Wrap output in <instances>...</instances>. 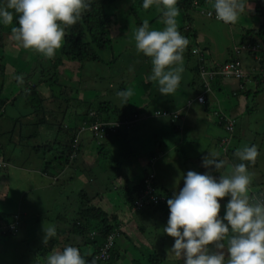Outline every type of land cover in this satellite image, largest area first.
Masks as SVG:
<instances>
[{"label":"trees","instance_id":"trees-1","mask_svg":"<svg viewBox=\"0 0 264 264\" xmlns=\"http://www.w3.org/2000/svg\"><path fill=\"white\" fill-rule=\"evenodd\" d=\"M193 2L198 5H193ZM177 7L179 8V12L182 13V26H177L178 30L184 31V36L189 40V44L184 51V72L182 74L181 87L178 90L182 92L192 91V95L194 96L195 92L200 93L204 91V80H202L200 74L202 71H206V64L204 62L205 60H208L209 57H205L208 55L206 49L198 42V33L194 30L191 20L187 17V13L190 11H196L204 18L211 20L213 23L225 27H231L234 24H224L216 18L212 7V0H178ZM141 8L142 0H91L90 9L82 14L81 19L75 25L65 27L64 43L61 49L58 50L57 56L54 57L56 59L55 61L52 62L51 59L45 58L33 50L25 52L26 54H31V57L27 56L30 59L29 62L17 58L16 65L14 64V66H16L14 73L18 74L17 76L23 77V83L18 85L19 92L13 91L14 94L12 92L11 96L4 94V82L7 77L6 66L4 64L5 59L11 63V60L6 58L9 52L5 55V51L10 43L9 40H11V27L16 26L15 18L12 25H0V80H4L0 83V118H4L6 123L10 121L12 123L11 126L4 124L5 132L0 131V135L7 139V144L17 146L23 140L32 135L31 131L26 132L28 127L27 124H29L27 123L28 117L30 114L27 115V118L17 117L13 119L8 118V116L6 117V111L17 109L16 107L18 106L21 108L32 109L38 112L37 115L41 114L42 123L45 127L47 126L46 129L49 131L51 129L50 127H52L51 121L54 119L57 121V124L53 125L56 127V139L53 142H47L49 144L42 147L40 146L41 151L47 153V155L45 154L43 156V171L45 173H51L56 165L61 166V168L71 167L72 169L82 165L84 170L88 169H85L82 155L87 150L92 151L93 148L90 145H83V141L81 140L83 133L79 134V131L76 128L77 117L84 112V116L89 114L92 115L91 122L100 120L110 121L119 113L122 114L123 111L118 112L114 104L107 102L96 104V106L95 104L89 105L88 101L90 100L87 101V98L83 99L80 96H77V93H75L72 98L70 96L71 90L67 92L64 97H62L60 91L54 93L53 90L56 89L55 87L57 85L54 82V79L59 78V76L54 73L51 74V69L61 66L63 59L67 61H77L78 63H103V60H106L104 53L110 51L112 47L118 44L117 39L120 37L118 36V33H116V29L118 28V18L122 13L124 16L128 14L130 18H134V23L140 26L141 22L139 20V15L136 13L137 10ZM127 9L128 12H126ZM244 9L246 11L251 10L252 16L257 19V26L253 29L241 30L242 34L239 45H249V47L240 51L239 54L241 55L242 52H246L248 56L258 58V61L261 64L264 62V0H247ZM208 13H212L213 18L207 17ZM160 18L161 14L155 16L156 20ZM182 21L187 24V28L182 24ZM152 22L153 21H150L149 24H152ZM257 43L262 45L263 49L261 51L255 49L254 45ZM228 60H235L234 49L229 51ZM33 66L35 67V70H33ZM207 69H210L212 72L218 71V67L213 65H209ZM231 81L237 82V84L239 83V86L235 92H229V94H226L225 89L222 90L225 93V99L229 105H240L243 102L247 105L251 98L256 96L259 89H261L259 86L263 84L261 83L262 79H260V82L256 84V88L250 91L247 90L248 78L237 80L233 78L223 79L222 77L217 76L212 85H222V82ZM28 82L30 86L28 85ZM40 88L41 91L39 92L38 89ZM84 91H88V89L85 88ZM212 95H215V91L212 92ZM55 97L56 100H58L57 102L55 100L49 104H44L46 101L51 99L54 100ZM208 100L209 99H207V102L202 106H199L198 109L202 113L203 116L201 117L203 118L209 113H211V115L216 113V111L208 109L210 106ZM29 102L36 103V105L33 106L31 104V107H28L27 104ZM123 102L124 105L127 106L125 100H123ZM69 105H73L71 110L76 112L74 117L67 115L66 109L70 108ZM203 108H205V110ZM82 109L85 110L82 112ZM152 113L153 112H150L149 114ZM124 114L126 115L127 120H129V118L135 120V118L140 117L139 109L133 111L129 118L126 111ZM211 115L209 114V116ZM87 117L88 116H86V118ZM231 117H233L231 113L225 115L221 112L219 120H215V122H217L215 125H220L224 133H227L225 130V122ZM18 120H22L25 125H23V129L15 132L14 125L17 124ZM202 121L207 123V121L210 120L208 117L202 119ZM168 125L169 126H166L164 131H178L175 123L169 121ZM131 129H133V127L125 130V133ZM23 131H25L24 135ZM125 133L117 131L115 134H108L107 139L114 137L120 142V135H122L121 137L124 136V138H126V135H124ZM118 136L119 138H116ZM225 136L227 135L225 134ZM91 139L94 140L93 145H95V137L91 135ZM40 147H35L34 149L32 147L31 149L34 152L36 149H40ZM165 147L164 150H167L168 146L165 145ZM103 149L104 146L102 147V151L99 150L98 153L102 154ZM0 151L1 153H7L5 149L2 148L1 144ZM51 151H54L52 158L50 157ZM35 152H38V150ZM229 152L230 151L224 153L228 158L224 169L221 170L224 174H229L231 168L235 164L240 163V161L234 156L235 151ZM130 155L135 156L132 152H125L123 155L121 154L119 158L127 159ZM153 161L150 160L149 167L152 166ZM248 170L251 174L250 187H253V185H258L260 187L261 184H257V180H262V182H264V174L261 172L262 170H259L256 162L250 163ZM151 173L152 172H149L148 174L151 175ZM211 173L215 174L216 172L211 170ZM83 174L84 173L82 172V175ZM76 175L77 174H74L72 178L61 182V186L62 184L65 185L66 182L67 191L69 193L66 194V196H68V201L63 203V213L59 211L58 213L61 214L56 217L59 224H57L55 228L58 230L59 235L48 241L46 244H44L43 241L40 242L34 250L33 248H28V250L33 251V254L36 256L34 257L33 262H30L29 259H27L28 261L26 260L23 262L25 264H45L47 255L53 250H62L65 246L72 245L80 249L81 255L86 259L88 264H118L119 261H124L126 264H162V257L160 258L157 251L146 244L147 240L144 236V228L139 224H136L132 226L130 225L128 232L121 231L119 217L116 214L108 215L102 208L93 206L92 200L94 197H91L81 189V181ZM149 175H145V177L138 182H126L128 188L126 199L130 210L133 209L134 201L138 198V194L144 187V179L148 178ZM73 184L77 185L75 187L76 189L72 188ZM79 188L81 190H79ZM156 193H159L163 197V201H160L158 205L149 203L139 210H133L132 212L149 214L148 216L153 215L155 218H168L169 210L167 207V200L172 198L174 194H171L168 191L160 193L158 189H156ZM250 195L255 199L264 200V188L253 192ZM227 199L228 198L225 197L224 202H227ZM68 213L71 214V217L68 219L64 218L63 216L68 215ZM18 221L19 217H15L13 222H9V219L0 213V223H3L0 226V248L2 245L10 243L12 238H15V241L17 240V237H19V229H17ZM12 225H14L15 228L13 230L8 229V227ZM3 228H6L7 230L5 231ZM114 232L117 233V236L115 237L116 241L114 240L113 245L108 252V257L105 260H102L100 258L102 248L107 241L108 236ZM140 237L143 238L141 242L139 241ZM137 238L139 240H137ZM120 248L123 251H121ZM14 263L22 264L21 262H17V259H14Z\"/></svg>","mask_w":264,"mask_h":264},{"label":"rangeland","instance_id":"rangeland-1","mask_svg":"<svg viewBox=\"0 0 264 264\" xmlns=\"http://www.w3.org/2000/svg\"><path fill=\"white\" fill-rule=\"evenodd\" d=\"M126 12H128V9ZM136 14L139 15L141 24L145 20H148V22L153 21L152 24H150L151 28L157 30L163 29L164 25L162 23V18L158 20L153 19L156 15H160V10L157 7L153 6L149 9H144L142 7L137 10ZM117 26L116 33L120 36L117 39L118 44L112 47L110 51L104 53L106 60H103V63H78L77 61H67L63 59L61 66L51 69V74L54 73L59 76V78L54 79V82L57 85L55 87L56 89L53 88L55 89L53 91L54 93L60 91L62 97H64L65 94L71 90L70 96L72 98L75 93L83 99H86L87 97V101L90 100L88 101L89 105L95 104L96 106V104L99 103H112L117 108L118 112L126 111L128 118L133 111L144 107L145 104V106L148 107L146 109L147 112L153 113L147 116L148 119H145L146 121L142 122L140 119L135 120V123L130 127H133V129L128 130L126 133L125 130L128 129L127 125L120 127V132L125 133L124 135H126V138H124V136L120 137V143L121 146H123V150L120 149L116 156L119 158L120 155H123L125 152H132L137 158L142 154L147 155L148 161L155 160V162L151 167L148 166L147 169L145 168L146 171H144V174L148 175L149 172L156 174L154 185L160 193L168 191L171 194H178L179 190L183 187L182 177L186 175L188 171H195L198 173L203 172V174L206 171L210 172L209 169L202 167V159L206 157L208 153H212L207 150L213 146L209 145L206 147V144H209V140L213 136V131H215L214 127L210 124H206V122L202 123L200 121L199 118L203 115L195 105L191 107V115L194 113L195 109L196 111L198 110L197 115L188 116V119L183 123L181 121L175 122L178 131H164L166 126L161 128L162 125H165L164 122H168V120L163 117H156L155 111L162 110L168 112V109L173 107L172 98L174 99L175 96H161L155 82L148 80L147 77L151 72L152 66L150 59L144 57L136 50L134 33L139 25L134 23V18H130L128 14L124 16L122 13L118 18ZM180 33L183 36L185 35L184 31H180ZM9 41L10 45L8 44L5 55L9 52L6 58L10 59L12 64L5 59L4 65L6 66L7 77L4 82V91L5 95L11 96L13 91L19 92V83L16 80L18 74L14 73L16 69L14 64L16 65L17 58L29 62L31 54H26L25 52H28L29 50L17 47L16 42L13 40ZM57 54L58 51L55 56H57ZM242 55L248 56L246 52H242L240 56ZM54 57L51 58L52 62L56 60ZM261 64H264V62ZM261 64L256 63V61L249 56L245 59L243 65L241 62V67L242 69L244 68L243 70L247 74V72H250L251 66H253L254 70L264 69V66ZM33 70H35L34 66ZM261 76L264 78L262 74H258V78H261ZM3 81L4 80H0V83ZM28 85L30 86L29 82ZM80 88L88 89L90 94L89 92L84 91L83 95V91ZM149 88H154L153 93ZM259 88L261 89H259L257 94H259L260 97L254 96L251 98L250 102L247 103V105L255 106L256 109L254 115L250 118L252 122V125L249 127L250 131L245 135L240 134L238 136L237 133L241 131V125L237 124L234 125L233 136H235L234 144L237 149L244 144H255L257 146L260 155L255 162L258 165L259 170L261 169V172L264 174V101L262 100L264 97V85H260ZM127 89H132L133 95L125 100L127 104V106H125L123 102L124 99L118 97L117 93L120 92V90L124 91ZM38 90L40 92L41 88ZM56 97L54 100L51 99L44 102V104H49L55 101ZM225 98L226 96L224 99ZM57 101L58 100H56V102ZM31 104L33 106L36 105V103L29 102L27 106L31 107ZM72 106L69 105L70 108L66 109V112L67 115H73L74 117L76 112L71 110ZM16 108L17 109L7 110L6 117L8 116V118L13 119L17 117L27 118V115L30 114L28 122L26 119V122L29 123L27 124L28 127L26 132L31 131L32 136L23 140L19 145L14 146L7 144V139L0 135V144L2 145V148L13 157V161L17 165L24 167L20 171H14L11 167H0V173L9 172L11 176L9 179L7 178V183L5 180H0V213L6 216L9 219V222H13L15 217H19L17 227V229H19L18 236L24 238L25 246L18 245L20 239L18 237L16 241L15 238H12L10 243L2 245L0 248V264H18L14 263V259H17V262H21L22 264H25L23 261H26L27 259H29L30 262L34 261L36 255L33 254V251H29L28 248H33L34 250V248L43 241V228L46 229L49 226L56 227V225L59 224L56 217L61 213L54 212V207H58L62 200L67 202L68 196H66V194L69 193L67 191L66 182L65 185L62 184L58 195L56 191L52 193L42 191L43 184L36 188L35 185L37 184L38 179L34 180L35 172L31 171L37 168L38 165H41L43 163V156L45 154L47 155V153L41 151V147L49 144L47 142H53L56 139V127L53 125H56L57 121L55 119L51 121L52 127H50L51 129L49 131L46 129L47 126L45 127V125H43L41 114L37 115V111L21 108L20 106ZM85 109H82L81 111L83 112ZM83 114L84 112L80 116L83 117ZM209 114L211 115V113ZM209 114L205 115L204 118H208ZM235 115H238V113H235ZM80 116L77 118H80ZM213 119V115H211L209 120L213 121ZM5 123L6 120L0 118V131L2 132H5ZM7 124L11 126V121ZM23 125H25L23 124V121L18 120L17 124L14 125V131L16 132L23 129ZM157 127L159 128L157 129ZM24 132L25 131H23V135ZM223 136H225L224 132ZM81 140L83 141V145H90L93 149L96 148V146L93 145L94 140L91 139V133L84 132L81 136ZM106 142L107 141L104 142L103 140L101 142L105 144V149H103L102 154H106L107 158L110 159L107 160V162L110 163L118 150H116V152L114 150L111 151L107 148L108 145H106ZM116 143L118 144V142ZM165 145L168 146L167 150H169L170 153H164L162 157L157 158L156 156L162 155L159 154L161 151H165ZM32 147L33 149L35 147H40V149L35 150H38V152H33L31 149ZM101 147L102 145L97 146L98 150H100ZM53 152L54 151H51V158L53 157ZM124 159L125 158H120V161L115 162H118V164L121 165L127 161H123ZM104 161L105 160L101 159V157L100 160L98 159V165L100 163V168H103ZM127 167L128 164L125 163L123 168L126 169ZM100 168L93 170L91 173V176L94 178V182H91L90 184L92 187L98 183V177L101 176L100 172H102V169ZM123 168H120L118 172L121 176L125 177L123 180L128 179L129 176H127L128 174ZM106 171L105 173L108 177V182H113L115 179L112 176L113 171L111 169H109L108 172ZM133 172L136 173L134 178L143 174V170ZM211 174L215 176L214 173ZM76 176L79 177L78 174ZM117 184L118 183H116V185ZM252 190L256 192L259 191V188L254 186L252 187ZM7 194L8 198H6ZM220 203V215H223V206L226 203H224V200L220 201ZM114 205L120 207L119 203L115 202ZM115 211L116 210H114V212ZM117 212H119L118 214L122 221L127 219L126 215H120V213L123 214L125 211L121 212V210L118 209ZM148 215L149 214H139L140 217L134 216L132 218L133 220H137V222L140 220L137 225L139 224L144 228V236L147 240L146 244L157 251L160 258L162 257V264H183V261L179 257H176L169 252L174 243L173 239L163 234V228L166 226L168 218H166V221L162 222L163 218H155L153 215ZM63 217L68 219L71 217V214L68 213V215H64ZM2 224L3 223H0V226ZM56 231L57 235H59L58 230ZM137 240L139 239L137 238ZM141 240L142 237H140L139 241L141 242ZM118 264H126V262L119 261Z\"/></svg>","mask_w":264,"mask_h":264},{"label":"clouds","instance_id":"clouds-1","mask_svg":"<svg viewBox=\"0 0 264 264\" xmlns=\"http://www.w3.org/2000/svg\"><path fill=\"white\" fill-rule=\"evenodd\" d=\"M246 2L247 0H212V7L219 21L231 25L238 22ZM177 4L178 0H142L144 9L155 6L160 10L164 27L162 30L151 28L148 20H145L134 33L137 52L151 62V72L147 78L155 82L159 94L165 97L174 95L181 87L184 51L189 44V40L177 27L176 18L180 14ZM193 5L198 4L193 2ZM90 7L91 0H0V25H12L15 18L16 26L11 27L10 39L16 42L17 47L33 50L51 59L64 43L65 27L75 25ZM254 46L258 51L263 49L261 44ZM247 47L249 45L234 48V59L240 64L239 52ZM228 62L232 61L227 60L215 66L219 70V66ZM204 63V72L212 73L207 69L208 62ZM242 71L245 78H248L243 69ZM200 76L204 80V91L195 92L194 99L202 106L208 94L211 95L210 98L214 96L212 84L215 79L202 76V72ZM16 80L19 84L23 83L22 76H17ZM117 95L127 100L133 95V90L120 91ZM199 97L204 98L202 103L198 102ZM124 112L110 121L91 122V114L86 115L87 118L83 115L78 118L76 128L79 134L91 133L97 147L103 144L102 140H107L108 134H115L120 131V127L126 125L129 129L135 120L141 119L138 117L127 120ZM212 115V122L216 124L215 120H219L220 113ZM155 116L168 118V122H184L182 111L156 110ZM237 118L239 116L226 120L227 136L221 141L220 148L223 153L235 151L234 156L240 163L235 164L229 174H224L221 170L224 169L225 162L218 158L217 153H208L202 159V167L219 173L218 178L207 171L204 174L188 171L182 177L183 187L178 194L167 200L169 216L163 234L173 239L169 252L179 257L183 264H264V200L250 195L254 191L249 188L251 174L248 170L249 164L255 162L260 153L255 144H244L237 150L230 146ZM107 124L117 126L114 133L99 138L92 130L95 125ZM226 159L228 160L227 157ZM0 167L5 166L0 163ZM151 175L154 176L153 172ZM225 197L228 198L227 203L223 206V215H220V201ZM43 233L44 244L57 236L54 226L43 228ZM45 264L88 262L78 247L67 245L62 250H53L48 254Z\"/></svg>","mask_w":264,"mask_h":264},{"label":"crops","instance_id":"crops-1","mask_svg":"<svg viewBox=\"0 0 264 264\" xmlns=\"http://www.w3.org/2000/svg\"><path fill=\"white\" fill-rule=\"evenodd\" d=\"M181 16L182 13L179 14V16L177 17V25H181ZM187 17L191 20L192 22V26L194 28L195 31H197V40L198 42L206 49V52L208 55H206L205 57H209L208 58V64L211 66H215L218 63H223L225 61L228 60L229 58V51L232 49H234L235 47L239 46V42L241 39V34H242V29H253L254 27L257 26V19L254 18L252 16L251 10L246 11L245 9L243 10V12L240 15V18L238 20L237 23H235L233 26L231 27H225L222 25H218L213 23L212 21L204 18L203 16H201L199 13H197L196 11H190L189 13H187ZM154 20L155 17L153 18ZM184 26H187L186 23H184V21H182ZM241 57V62L242 65L245 61L246 58H248L249 56L246 55H242ZM252 57V56H251ZM254 61H256V63L260 64V62L258 61V58L252 57ZM262 66H264V64H261ZM251 66V65H250ZM249 66V67H250ZM244 69V68H243ZM248 74V88L247 90L252 91L253 89L256 88V84L259 83V78H258V74H262L264 76V69H258V70H254L253 66H251L250 72H247ZM262 85H264V78L261 76ZM239 86V83L237 84V82H222V85H216L213 86L214 91H215V95L211 97L210 94H208L206 97L209 99L208 100V104H210L209 106V110L211 109L212 111H216V113H224L225 115H229L231 113V115L233 116H239V118H237V124L241 125V131L238 132V136L241 135H245L246 133H248L250 131L249 127L252 125L251 122V117L254 115L256 109L255 106L252 105H246L244 104V102L242 104H233V105H229L226 101V99H224L225 97V93L224 90L226 91V94H229V92H235L237 90ZM84 93V89L85 88H80ZM79 89V90H80ZM151 89V88H149ZM152 93L154 91V88L151 89ZM255 91V90H254ZM90 94V91H87ZM5 94V93H4ZM193 92L192 91H186V92H182L179 91L177 93L174 94V99L173 100V107L169 108L168 110L171 112H176V111H182L183 112V116H184V122L186 119H188V116H194L197 115L198 110L194 111V113L191 115V107L192 106H197L199 108L198 103L195 102L194 96L192 95ZM214 94V93H213ZM84 95V94H83ZM89 96V95H88ZM256 97H260L259 94L256 95ZM87 98V97H86ZM206 98V100H207ZM147 99V96H146ZM224 99V100H222ZM262 100H264V97L262 98ZM261 100V101H262ZM148 102V99H147ZM146 102V103H147ZM207 102V101H206ZM148 107H144L139 108V114L140 117L142 119H140L142 122L146 121L145 119H148L147 116L150 115V112H147ZM141 109V110H140ZM205 110V108H203ZM137 110V109H136ZM235 113H238V115H235ZM241 114V116H240ZM73 117V115H70V117ZM198 118V117H197ZM200 121L202 123H205L204 121H202V119H204L203 117L199 118ZM29 120V118H28ZM78 118L76 119V124H77ZM8 123V122H7ZM5 123V124H7ZM12 124V123H11ZM165 125H162L161 128H164V126H169L168 122H164ZM206 124H210L212 127H214L213 131V136L212 138L209 140V144H206V147H208L209 145H217V147L213 146L212 148H210L207 151H210L212 153H217L218 154V158L222 159L225 163L227 162L226 159V155L222 152V150L220 149V145H221V141L224 140L225 136H223V130L221 129L220 126L215 125L212 121H207ZM9 126V124H8ZM159 127H157L158 129ZM234 134V133H233ZM122 135H120L121 137ZM206 137V136H205ZM116 138H119L116 137ZM106 145H108V149H110L111 151L114 150L116 152V150H118L115 153V156L111 159L112 161L109 163L107 162V160H110L107 158L106 154H99L98 153V148L96 147L95 149H92V151L87 150L85 153H83L82 155V160H84V165H85V169L88 168L87 170L83 169V166L80 165L74 169H72L71 167L68 168H61V166H54L53 170L51 173H45L43 171V165H44V161H43V165H38L37 168L31 170L35 172V179L37 180V184L35 185V187H39L41 186V184H43V188L42 191H46V192H57V195L59 193V191L61 190V182L63 180H67L69 178H72L74 174H78L79 175V179L81 181V189L83 191H85L88 195H90L93 198V202L92 205L95 207H100L102 208L108 215H113L116 214L119 217V222H120V228L121 231H125L128 232V230L130 229V225H136L138 222L137 220H133L132 218L138 217L139 214L142 213H134L132 212V210H130V208L128 207V203H127V185L126 182L127 181H131V182H138L140 180H142L145 177L144 171H146L148 165L150 164V160L148 161V157L147 155H139L138 158L135 156H128L127 160L125 163L128 164V167L126 169L123 168V164L119 165L118 162L115 161H120V158H118L116 156V154L120 151V149L123 150V146H121V143L119 142V140L117 141L114 137L109 138L106 140ZM235 136L232 137L231 139V143L230 146L233 149H237L235 144ZM118 142V144L116 143ZM211 143V144H210ZM217 143V144H215ZM105 146V144H102V147ZM234 146V147H233ZM102 147H101V151H102ZM105 149V148H104ZM129 153V152H128ZM164 153H170L169 150H165V151H161L162 155H158L156 156L158 157H162ZM105 160L103 162V168H100V163L98 165V159ZM123 160V161H124ZM115 162V165H114ZM155 161L152 162V164ZM0 163H2L5 168H12V170L14 171H20L22 170V168H24L23 166H19L17 165L14 161H13V157L7 153H1L0 151ZM112 164V165H111ZM97 168L102 169L101 176L98 177V183L92 187L90 186L91 182H94V178L93 176H91V173L93 170H97ZM123 168L126 172H127V176H129L128 179H124L125 177L121 176L119 174V169ZM146 168V169H145ZM109 169H111L113 171V177L115 178L113 180V182H108V177L105 173L109 171ZM143 170V174H141L140 176H138L137 178H134V176L136 175V173H134L133 171H141ZM210 173H211V169ZM84 173L82 176V172ZM227 172V170H226ZM203 174V172L201 173ZM81 175V176H80ZM215 177L219 176V173H215L214 174ZM156 176V174H154V177ZM11 176L9 174V172H4V173H0V180H5L7 183V178L9 179ZM97 179V178H96ZM64 182V181H63ZM120 182V183H119ZM116 183H118L116 185ZM256 183V181H255ZM257 184H261L260 187L257 185V187L259 188V190H261L262 188H264L263 184L264 182H262V180H257ZM77 185L73 184V188L76 189ZM254 187V185H253ZM252 189V187H250ZM79 188V190H81ZM6 198H8V194L6 195ZM62 200V199H61ZM115 200V201H114ZM68 201V199H67ZM119 203L120 207L115 206L114 204ZM63 203L64 200H62V202L60 203V205L58 207H54V212H59V211H63L62 207H63ZM227 203V202H224ZM113 207V208H112ZM119 210L125 211V213H120V215H126L127 219H125L124 221H122L120 219L119 216V212H117ZM114 210H116L114 212ZM140 217V216H139ZM141 219V218H140ZM166 221V219L164 218L162 220V222ZM131 234V233H130ZM21 236H19L18 238H20ZM143 240V238H142ZM19 245H24V238H20L19 239ZM120 247V246H119ZM121 251H123L120 248Z\"/></svg>","mask_w":264,"mask_h":264},{"label":"built area","instance_id":"built-area-1","mask_svg":"<svg viewBox=\"0 0 264 264\" xmlns=\"http://www.w3.org/2000/svg\"><path fill=\"white\" fill-rule=\"evenodd\" d=\"M207 17H212V13H208ZM248 48V47H247ZM238 51H236L237 53ZM202 76H207L208 79H215L217 76L222 77L223 79H237L241 80L245 78V74L243 73L241 69V64L239 61L234 60L232 62L225 63L224 65L219 66L218 72H212L207 73L202 71ZM204 101L203 97L198 98V102L202 103ZM115 124H107V125H95L92 127V130L96 133V135L101 138L107 135L108 133H114L116 130ZM229 130L231 128L229 127ZM154 176L150 175L148 178L144 180V187L142 191L138 194V198L134 201L133 210H139L143 206L152 203L154 205H158L160 201H163V197L156 193V189L154 186ZM15 228L14 225L9 226L8 229L13 230ZM5 231L6 228H3ZM117 236V233H112L108 236L107 241L105 242L100 258L102 260H105L108 257V252L110 251L113 242L115 240V237Z\"/></svg>","mask_w":264,"mask_h":264}]
</instances>
